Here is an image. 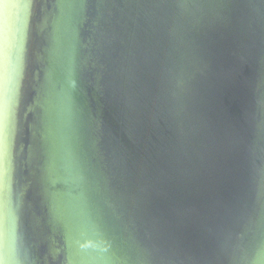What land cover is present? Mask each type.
Listing matches in <instances>:
<instances>
[{
	"label": "water",
	"instance_id": "water-1",
	"mask_svg": "<svg viewBox=\"0 0 264 264\" xmlns=\"http://www.w3.org/2000/svg\"><path fill=\"white\" fill-rule=\"evenodd\" d=\"M7 264H264V0H0Z\"/></svg>",
	"mask_w": 264,
	"mask_h": 264
},
{
	"label": "snow or ice",
	"instance_id": "snow-or-ice-1",
	"mask_svg": "<svg viewBox=\"0 0 264 264\" xmlns=\"http://www.w3.org/2000/svg\"><path fill=\"white\" fill-rule=\"evenodd\" d=\"M8 115L7 97L0 98V190L3 189L8 175L7 156L8 146L4 135ZM0 264H7L6 260L0 258Z\"/></svg>",
	"mask_w": 264,
	"mask_h": 264
}]
</instances>
